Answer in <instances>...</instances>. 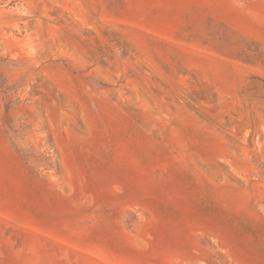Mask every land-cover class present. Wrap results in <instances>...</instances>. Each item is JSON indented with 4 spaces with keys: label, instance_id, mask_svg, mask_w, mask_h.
Returning <instances> with one entry per match:
<instances>
[{
    "label": "rangeland",
    "instance_id": "374dc122",
    "mask_svg": "<svg viewBox=\"0 0 264 264\" xmlns=\"http://www.w3.org/2000/svg\"><path fill=\"white\" fill-rule=\"evenodd\" d=\"M0 264H264V0H0Z\"/></svg>",
    "mask_w": 264,
    "mask_h": 264
}]
</instances>
